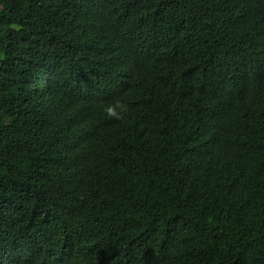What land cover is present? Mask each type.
Segmentation results:
<instances>
[{
    "label": "trees",
    "instance_id": "16d2710c",
    "mask_svg": "<svg viewBox=\"0 0 264 264\" xmlns=\"http://www.w3.org/2000/svg\"><path fill=\"white\" fill-rule=\"evenodd\" d=\"M0 264H264V0H0Z\"/></svg>",
    "mask_w": 264,
    "mask_h": 264
},
{
    "label": "clouds",
    "instance_id": "9594fccd",
    "mask_svg": "<svg viewBox=\"0 0 264 264\" xmlns=\"http://www.w3.org/2000/svg\"><path fill=\"white\" fill-rule=\"evenodd\" d=\"M127 105L117 102L112 105H108L105 108L106 114L113 119L121 120L124 118L123 113L127 112Z\"/></svg>",
    "mask_w": 264,
    "mask_h": 264
}]
</instances>
